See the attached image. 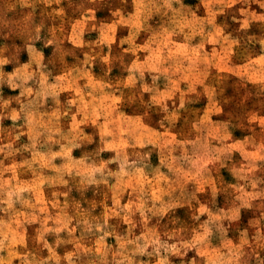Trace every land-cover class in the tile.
Returning a JSON list of instances; mask_svg holds the SVG:
<instances>
[{
  "label": "rangeland",
  "instance_id": "obj_1",
  "mask_svg": "<svg viewBox=\"0 0 264 264\" xmlns=\"http://www.w3.org/2000/svg\"><path fill=\"white\" fill-rule=\"evenodd\" d=\"M0 264H264V0H0Z\"/></svg>",
  "mask_w": 264,
  "mask_h": 264
}]
</instances>
